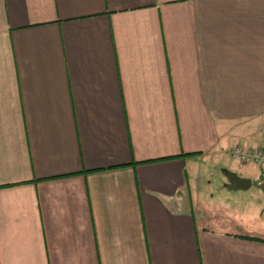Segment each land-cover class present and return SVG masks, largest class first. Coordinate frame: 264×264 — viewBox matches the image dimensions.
<instances>
[{
    "label": "crops",
    "instance_id": "0c3cea01",
    "mask_svg": "<svg viewBox=\"0 0 264 264\" xmlns=\"http://www.w3.org/2000/svg\"><path fill=\"white\" fill-rule=\"evenodd\" d=\"M216 3L0 0V264H264L230 154L264 147V12L239 44ZM224 156L245 210L201 186Z\"/></svg>",
    "mask_w": 264,
    "mask_h": 264
},
{
    "label": "rangeland",
    "instance_id": "374dc122",
    "mask_svg": "<svg viewBox=\"0 0 264 264\" xmlns=\"http://www.w3.org/2000/svg\"><path fill=\"white\" fill-rule=\"evenodd\" d=\"M206 7H207V15L208 19L212 18L213 14L216 12V8H219L220 10H223L225 7V4H218L216 3V0H204ZM236 12L238 14L235 15V17L240 22V25L238 27L237 36L239 44L241 42V37L245 36L242 28L243 26H246L248 29L253 28L254 26L251 24L253 21L249 17V13L253 14V17L256 19L259 18V15L256 13L255 9H261L264 12V0H237V6L234 7ZM252 31V30H251ZM252 33V32H251ZM251 33L249 30L247 31V35L245 36L246 42L248 37H250L251 40ZM234 41H236V34H233ZM256 48H259L258 46H261V42L259 39L255 40ZM254 46H251L250 48H254ZM225 158L221 160L220 162L216 163H210V161H206L204 164L199 165L200 166V173L202 176L201 180V186L203 185L205 188H209L213 194V201L218 203H223L228 206H237L241 210L247 209L245 207L244 202L241 201H234L239 196L242 198L243 195H240L242 193H238L239 195H235V192H229L225 189L226 179L223 176L224 171H230L232 173H235L237 176L241 173H246L247 170L240 168L239 164L232 162L227 156H224ZM253 168V166H249L248 169ZM261 171H263L261 169ZM255 184L252 187V190H250L248 193H245L244 195L248 199V205L249 207L253 206L254 210L258 211H264V185L258 186L257 182H254ZM260 187V188H258ZM221 192V194H219ZM229 192V193H227ZM221 197V199H220ZM244 198V199H246ZM238 202V203H237Z\"/></svg>",
    "mask_w": 264,
    "mask_h": 264
},
{
    "label": "built area",
    "instance_id": "2783aa9c",
    "mask_svg": "<svg viewBox=\"0 0 264 264\" xmlns=\"http://www.w3.org/2000/svg\"><path fill=\"white\" fill-rule=\"evenodd\" d=\"M260 133L264 140V124L260 129ZM231 157L236 159L240 164L264 165V147L244 149L242 147H234L231 150Z\"/></svg>",
    "mask_w": 264,
    "mask_h": 264
},
{
    "label": "water",
    "instance_id": "95a60500",
    "mask_svg": "<svg viewBox=\"0 0 264 264\" xmlns=\"http://www.w3.org/2000/svg\"><path fill=\"white\" fill-rule=\"evenodd\" d=\"M223 176L226 179L225 189L229 192L247 191L252 186L251 180L241 178L230 171H224Z\"/></svg>",
    "mask_w": 264,
    "mask_h": 264
},
{
    "label": "trees",
    "instance_id": "16d2710c",
    "mask_svg": "<svg viewBox=\"0 0 264 264\" xmlns=\"http://www.w3.org/2000/svg\"><path fill=\"white\" fill-rule=\"evenodd\" d=\"M258 166H262V167H264V165H263V164H261V165H258ZM247 239H249V240H252V241H259V239H257V238H247Z\"/></svg>",
    "mask_w": 264,
    "mask_h": 264
}]
</instances>
